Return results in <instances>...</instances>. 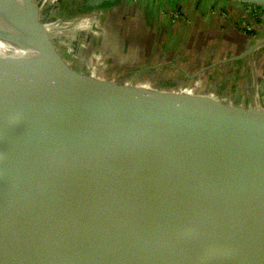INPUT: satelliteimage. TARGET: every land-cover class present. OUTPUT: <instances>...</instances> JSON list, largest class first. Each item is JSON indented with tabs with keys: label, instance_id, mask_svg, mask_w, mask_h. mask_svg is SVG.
I'll return each mask as SVG.
<instances>
[{
	"label": "water",
	"instance_id": "95a60500",
	"mask_svg": "<svg viewBox=\"0 0 264 264\" xmlns=\"http://www.w3.org/2000/svg\"><path fill=\"white\" fill-rule=\"evenodd\" d=\"M40 14L0 0V264H264V108L84 84Z\"/></svg>",
	"mask_w": 264,
	"mask_h": 264
},
{
	"label": "crops",
	"instance_id": "0c3cea01",
	"mask_svg": "<svg viewBox=\"0 0 264 264\" xmlns=\"http://www.w3.org/2000/svg\"><path fill=\"white\" fill-rule=\"evenodd\" d=\"M164 1L166 0H115L114 2H107L105 6L102 5L104 2L99 6H86V0H59L58 9L61 16H56V20H53L55 22L51 25L45 21V26L49 29L48 33L51 39L65 49L69 46L70 38L75 37V34L78 33L77 37L80 42L75 45V47L81 48H78L76 52L78 54L82 53L86 44L93 42L97 48L92 51L94 52L92 56L87 54L82 58L83 64L90 63L91 69L87 71L88 74L102 78L104 82L117 84L119 79H122L123 86L141 83L144 84L141 88L146 91L159 92L161 90L166 94H181L202 99L210 98L216 103L234 109L240 107L244 113L254 111L258 104L264 108V73L260 69L256 54H252V59L246 55L236 60L221 62L222 57H228V54H232L233 51L241 53L247 51L255 41V38L251 39L247 35L246 37L238 31V19L235 22L232 18H228L231 15L234 17L235 12L236 14L241 12V4L230 0H180V3L192 5L189 14L193 20L190 23L181 24L178 20L175 28L165 23L167 26L162 28V19L157 8L158 3L160 2L161 5ZM167 1L171 3L175 0ZM211 8H217L218 12L224 14L223 17L217 13V17L212 15L210 13ZM119 12L129 14V17L122 18L123 15H119ZM97 14L99 16L104 14L100 22L103 21L105 24L110 22L107 30L109 38L105 41L102 38H95L94 40L91 35L94 34V31L96 33L101 32L98 26L92 28L97 22L95 19ZM72 25L76 26L78 31L69 36L68 30ZM158 34H160V38L166 40L162 42L163 45L160 50L143 45V37L149 36L151 38V36L156 37ZM261 34H264V22L262 30L258 31L257 36L259 37ZM184 42L191 44L196 49L195 54L190 55L189 59L196 56L202 59L201 64L205 63L201 67V80L196 88L186 81L185 73L187 72H183L182 68L173 63H171L172 67L160 65V68L155 69L156 73L152 78L142 76V67L143 70L146 69L144 65H147L153 56L170 59ZM235 43L237 46L234 47ZM226 47H231L232 50L226 52ZM262 47L264 52V43ZM110 48L114 52L110 51ZM102 50L105 53L102 54ZM78 54L77 57L75 56L76 60L79 59ZM113 54L118 56V60H113L112 65L107 64L106 56ZM128 54L130 55L127 56ZM184 54L177 59L178 62L184 59ZM101 55L105 57V60L102 59ZM178 55L177 53L173 57L176 58ZM121 63H124L126 68H136V70L126 73L113 70L115 73L109 79H106L108 76L97 75L95 72L100 66L103 70L115 66L119 68ZM198 66L200 65H195L196 68ZM149 67L156 68L153 65ZM103 70L100 72L105 75ZM253 70L256 75H253ZM118 72H122V74ZM135 76H137V80H134ZM254 77L256 78L255 81ZM255 82L259 85L258 93L253 87ZM257 98H261V101H257Z\"/></svg>",
	"mask_w": 264,
	"mask_h": 264
},
{
	"label": "rangeland",
	"instance_id": "374dc122",
	"mask_svg": "<svg viewBox=\"0 0 264 264\" xmlns=\"http://www.w3.org/2000/svg\"><path fill=\"white\" fill-rule=\"evenodd\" d=\"M45 1L46 2H44L42 0H36L38 6L40 8V13H41L40 14V17H41L42 21L43 22L47 21L48 22L47 24L48 25H51V24H53V22H55L53 20H56L55 19L56 16L57 17L58 16H61L60 11L58 9L59 0H45ZM178 4H179V7H177ZM166 5H168V8L166 7ZM191 8H192V5L189 6L188 4L180 3V0H175L174 2H171V3H168V1L166 0V2H164V5L163 4L160 5V2H159L158 3L157 10L160 12V18L162 19V23H161L163 25L162 28H164V26H167L165 23H167V24L171 25L173 28H175L176 23H177L178 20H180L179 21V24L184 23V22L185 23H190L191 20H193V18L190 17V14H189V12H191ZM119 13H120L119 15H123L122 18H124L126 16L129 17V14H124L122 12H119ZM210 13L212 15H215V16L217 14H219L220 17H223V15H224L221 12H218L217 8H211L210 9ZM226 14H228V13L226 12ZM234 14H235L234 17L237 16V19H239L241 17L240 16V12L237 13V14L235 12ZM103 15L102 16H99V15L96 16L95 15L96 16L95 19L97 20V22L95 23V25L92 28H95V26H98V27H100V31L101 32L100 33H96L94 31V34H91L94 40H95V38H102L103 41H105L106 39L109 38V36H108L109 32L107 30H108V26H109V23L110 22L109 23L106 22V24L103 21L100 22V19L104 17ZM231 17H233V16L231 15L228 18H231ZM234 17H233V20H235ZM263 22H264V17H263L262 20H259V22L257 24H255L254 26H251V28L253 27V29H254V34L250 35V34L247 33V35L251 39L255 38V40L257 41V40H259L260 38H262L264 36V34H261L263 36H261V35L259 37L257 36L258 31H261L262 30ZM239 24H240V26H243L241 22ZM177 26H178V24H177ZM77 31H78V29L76 28V26L72 25L69 28V30H68V33L70 34L69 36H71V34H73V33H77ZM77 35H78V33L75 34V37H73V38H70L69 37L70 40H69V46H68L67 49L62 48L63 46L61 47L60 45H58V43H56V42H54L52 40L53 41V44H54L53 50L55 52H57L64 61H66V59H68L66 61V64H67V67H68L69 72L72 74V76L74 78L78 79L80 82H82L84 84H87L89 82L87 79H84V78H92L94 80H97L98 82H104V79H102V78H96L94 75L91 76V74H88L87 71L91 69L90 63H88L87 65L83 64V59L82 58L84 56H86L87 54L89 56H92L94 54V52H92V51L96 50L97 47L94 45L93 42H91V43L89 42L90 44L89 43L86 44L85 48L82 49V53L81 54L76 53L78 51V48H80L78 46L75 47V45H77L80 42V40L77 37ZM160 37H161L160 34H158V36H156V37H154V35H153V36H151V38H149V36L143 37V39H142L143 42L142 43H143V45H146V47H149V48L152 47V48H155L156 50H160V47H162V45H163L162 42L166 41L164 38H160ZM241 38H242V36H241ZM235 46H237L236 43L234 44V47ZM193 47L194 46H192L191 44H186V42H184L180 46L179 50H177L178 52L176 51V53H174V55H176L177 53L179 54L178 56H176V58L173 57L174 55L171 56L170 59L162 58V56L160 58H158L157 56H153L149 60V62L147 63V65H144V67L146 68L144 70H146V71H144L143 70V67H142V71H143L141 73L142 76L143 77H147V78L148 77L149 78H152L153 75H155V73H156V70L155 69L160 68V65H167V66L170 65L169 67H172L173 65H171V63H173V64L177 65L178 67L182 68L184 72L185 71L187 72V73H185V77L186 78H189V79H187V82L188 83H191L193 85V87L195 86L194 88H196V86L199 84V82L201 80L200 79V76L202 75V71H201L202 68L201 67H203L205 63H202L201 64L202 59L199 58V57H196V56H193L194 58L191 57V59H189V56L190 55L195 54L194 52L196 51V49H195V47L194 48ZM262 48L263 47L260 46L259 48L253 50V52L251 53V55L249 57L252 59V56H253L252 54H254V55L256 54L257 60L260 63V69H261L262 73H264L263 72L264 71V52L262 51ZM80 49H79V51H80ZM111 50L113 51L112 48H110V51ZM231 50H232L231 47L230 48L226 47V52H229ZM107 52H109V51H107ZM103 53H105V52H103V50H102V54ZM240 53L241 52H234L233 51L232 54L231 53L230 54L227 53V54H228V57H230L232 55H239ZM77 54L79 55L78 56L79 59L76 60L75 59V56ZM107 54H109V53H107ZM182 54L185 55L184 56V59L183 60H180L178 62L177 59H179V57H182L183 56ZM129 55L130 54H128L127 56H129ZM102 56L103 55H101V57ZM155 57H157L158 59L155 58ZM102 59L105 60V57H102ZM192 59H193V61H192ZM222 59H223V57L221 58V60ZM106 60H107V64H111V63H113V60H118V56H116L115 54H113L112 56H109L108 55V56H106ZM196 64H198L200 66H198L196 68L195 67ZM151 65L156 66V68L149 67ZM122 66H124V63H121V67H119V68L117 66H115V67H111V68L106 69V70H103L102 66H100L101 68L98 67L96 69V71H95V69H94V71L96 72L97 75H102V76H105V77L108 76L106 79H109L115 73L113 70H115V71H122V72H125V73L126 72H131V71L133 72V71L136 70V68H126L125 66L124 67H122ZM0 68L3 71L5 70V72H7L6 69L3 66L0 67ZM93 68H95V67H93ZM102 70L105 71V73H106L105 75H103L100 72ZM137 71H139V69H137ZM122 72H118V73L119 74H122ZM194 72H196V73H194ZM185 77H183V78H185ZM255 79L256 78L254 77V81H255ZM78 80H77V82L79 83V85L81 86V88L84 91H86L85 88H84V86ZM134 80H137V76H135ZM121 81H122V79H119V81L117 82V84L115 86H117V87L123 86V84L121 83ZM13 86L14 85L12 84V82H10V80L5 79V78H3V77L0 76V94L1 95H4V94H7V95H9V94H16L18 88H15V86L14 87ZM143 86H144V84L139 83V84H135L133 86L130 85L129 87L141 88ZM258 86L259 85H257L256 82L253 84V87L255 89V92H257V93L259 91L258 90ZM111 90H113V87L111 88ZM149 92H153V95L152 96L157 95L156 94L157 91H155V92L154 91H149ZM159 92L164 93L161 90H159ZM27 95H30V94H27ZM112 97L114 98V94L113 93H112ZM260 99L261 98H257V101H259ZM111 104H113L115 106L117 105V103H115L114 101L110 103V100H109V103L104 106V111L105 112H108L109 113V111H112V112L115 111V110H112V109H115V106H111Z\"/></svg>",
	"mask_w": 264,
	"mask_h": 264
},
{
	"label": "built area",
	"instance_id": "2783aa9c",
	"mask_svg": "<svg viewBox=\"0 0 264 264\" xmlns=\"http://www.w3.org/2000/svg\"><path fill=\"white\" fill-rule=\"evenodd\" d=\"M233 2H236V1H233ZM237 3L241 4V9H240L241 17L238 20L237 18H235V20L238 21L237 25H239L238 31H240L242 35H247V33L250 35L254 34V29L253 27L251 28V26H254L255 23H258L259 20L263 19L264 6L257 5V4H250V3H241V2H237ZM231 18L233 19V17ZM240 22L242 23L243 26H240L239 24Z\"/></svg>",
	"mask_w": 264,
	"mask_h": 264
},
{
	"label": "bare ground",
	"instance_id": "6f19581e",
	"mask_svg": "<svg viewBox=\"0 0 264 264\" xmlns=\"http://www.w3.org/2000/svg\"><path fill=\"white\" fill-rule=\"evenodd\" d=\"M0 56L7 59L15 68H18L17 64H15L13 60L15 57H20L28 62L31 61V55L29 51L1 40H0Z\"/></svg>",
	"mask_w": 264,
	"mask_h": 264
},
{
	"label": "flooded vegetation",
	"instance_id": "af4514ba",
	"mask_svg": "<svg viewBox=\"0 0 264 264\" xmlns=\"http://www.w3.org/2000/svg\"><path fill=\"white\" fill-rule=\"evenodd\" d=\"M164 2H166V1H164ZM164 2L163 3H161V5L163 4L164 5ZM107 2H104L102 5H104L105 6V4H106ZM166 7L168 8V5H166ZM107 10H108V8H107Z\"/></svg>",
	"mask_w": 264,
	"mask_h": 264
},
{
	"label": "trees",
	"instance_id": "16d2710c",
	"mask_svg": "<svg viewBox=\"0 0 264 264\" xmlns=\"http://www.w3.org/2000/svg\"><path fill=\"white\" fill-rule=\"evenodd\" d=\"M42 1L46 2L45 0H42ZM44 24H45V22H44ZM187 79H189V78H186V81H187Z\"/></svg>",
	"mask_w": 264,
	"mask_h": 264
}]
</instances>
